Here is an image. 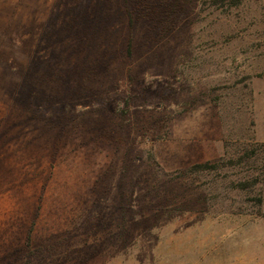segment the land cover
<instances>
[{
	"label": "rangeland",
	"instance_id": "rangeland-1",
	"mask_svg": "<svg viewBox=\"0 0 264 264\" xmlns=\"http://www.w3.org/2000/svg\"><path fill=\"white\" fill-rule=\"evenodd\" d=\"M259 116L264 0H0V264H264Z\"/></svg>",
	"mask_w": 264,
	"mask_h": 264
},
{
	"label": "crops",
	"instance_id": "crops-1",
	"mask_svg": "<svg viewBox=\"0 0 264 264\" xmlns=\"http://www.w3.org/2000/svg\"><path fill=\"white\" fill-rule=\"evenodd\" d=\"M257 133L264 135V116H259L256 122Z\"/></svg>",
	"mask_w": 264,
	"mask_h": 264
},
{
	"label": "trees",
	"instance_id": "trees-1",
	"mask_svg": "<svg viewBox=\"0 0 264 264\" xmlns=\"http://www.w3.org/2000/svg\"><path fill=\"white\" fill-rule=\"evenodd\" d=\"M240 0H232V3L233 4H236L238 3ZM128 7V6H127ZM129 10H130V6H129ZM131 11V10H130ZM132 21H133V17H132V14L130 12V23L132 24ZM209 164L208 163H203V164H196L194 167L197 168V169H204V168H209Z\"/></svg>",
	"mask_w": 264,
	"mask_h": 264
}]
</instances>
